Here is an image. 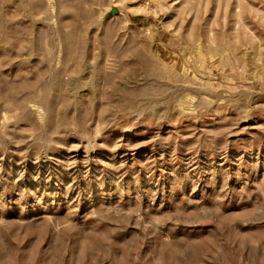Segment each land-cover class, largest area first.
Wrapping results in <instances>:
<instances>
[{
    "label": "rangeland",
    "instance_id": "rangeland-1",
    "mask_svg": "<svg viewBox=\"0 0 264 264\" xmlns=\"http://www.w3.org/2000/svg\"><path fill=\"white\" fill-rule=\"evenodd\" d=\"M0 264H264V0H0Z\"/></svg>",
    "mask_w": 264,
    "mask_h": 264
}]
</instances>
